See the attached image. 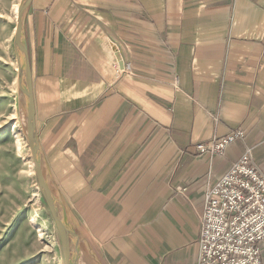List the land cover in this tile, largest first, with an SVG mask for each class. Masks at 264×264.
Instances as JSON below:
<instances>
[{"label":"crops","instance_id":"0c3cea01","mask_svg":"<svg viewBox=\"0 0 264 264\" xmlns=\"http://www.w3.org/2000/svg\"><path fill=\"white\" fill-rule=\"evenodd\" d=\"M25 45L88 264H196L206 188L247 148L264 173V0H32ZM237 128L224 154L196 146Z\"/></svg>","mask_w":264,"mask_h":264},{"label":"rangeland","instance_id":"374dc122","mask_svg":"<svg viewBox=\"0 0 264 264\" xmlns=\"http://www.w3.org/2000/svg\"><path fill=\"white\" fill-rule=\"evenodd\" d=\"M19 3L0 0V264H72L39 185L26 105L15 82ZM55 199L63 212L61 196Z\"/></svg>","mask_w":264,"mask_h":264},{"label":"built area","instance_id":"2783aa9c","mask_svg":"<svg viewBox=\"0 0 264 264\" xmlns=\"http://www.w3.org/2000/svg\"><path fill=\"white\" fill-rule=\"evenodd\" d=\"M244 136L245 130L237 128L198 141L196 146L201 152L224 154L232 142ZM199 225L196 264H264V173L251 148L206 188Z\"/></svg>","mask_w":264,"mask_h":264},{"label":"water","instance_id":"95a60500","mask_svg":"<svg viewBox=\"0 0 264 264\" xmlns=\"http://www.w3.org/2000/svg\"><path fill=\"white\" fill-rule=\"evenodd\" d=\"M31 3L32 0H20L19 13L17 16V26L14 36L15 53L19 63L20 92L27 110L29 146L31 148L41 191L56 220L65 253L72 264H88L83 251L77 244L64 220L61 208L56 202L55 194L57 191V186L53 175L47 168L44 158L41 154V147L36 123L32 70L29 60V53L26 45H24L26 11L30 7Z\"/></svg>","mask_w":264,"mask_h":264},{"label":"bare ground","instance_id":"6f19581e","mask_svg":"<svg viewBox=\"0 0 264 264\" xmlns=\"http://www.w3.org/2000/svg\"><path fill=\"white\" fill-rule=\"evenodd\" d=\"M18 13H19V5H17L16 6V15H18ZM16 30V29H15ZM17 58V57H16ZM17 61V66H18V72H17V74H16V76H15V82L16 83H18L19 84V63H18V60H16ZM25 122V121H24ZM26 126H27V131H28V124H27V122H26ZM34 162V161H33ZM36 170V169H35Z\"/></svg>","mask_w":264,"mask_h":264}]
</instances>
